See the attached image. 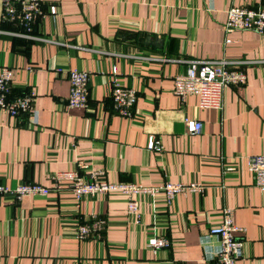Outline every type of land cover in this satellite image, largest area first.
Here are the masks:
<instances>
[{"label": "crops", "instance_id": "crops-1", "mask_svg": "<svg viewBox=\"0 0 264 264\" xmlns=\"http://www.w3.org/2000/svg\"><path fill=\"white\" fill-rule=\"evenodd\" d=\"M233 6L264 7V0H41L25 37L2 19L0 1L10 97L34 91L37 112L33 122L28 113L0 111V183L50 189L20 200L0 194V264H211L219 241L207 232L224 208L243 229L236 264H264V192L247 163L264 153V35L227 31ZM221 59L242 67L247 80L224 89L220 109L173 93L174 76L192 60ZM74 68L89 72L86 108L67 105ZM114 78L137 91L131 117L113 109ZM187 119L199 120L200 132L190 133ZM64 171L202 189L168 204L161 194L138 195L136 217L120 192L84 195L77 204L68 182L54 187L53 175ZM95 221L100 230L79 239L78 225ZM154 234L169 246L149 247Z\"/></svg>", "mask_w": 264, "mask_h": 264}, {"label": "built area", "instance_id": "built-area-1", "mask_svg": "<svg viewBox=\"0 0 264 264\" xmlns=\"http://www.w3.org/2000/svg\"><path fill=\"white\" fill-rule=\"evenodd\" d=\"M2 3V19L18 25L21 31L14 34L25 36L32 29V24L41 13V0H0ZM51 14L56 12L55 6H50ZM227 31L251 30L264 35V7L248 8L233 6L227 10L225 23ZM59 71L61 69H58ZM113 74L116 70L113 69ZM13 71L7 66H0V111L12 116L28 113L33 122L37 119V112L33 107L34 91L10 97ZM69 107L86 108L88 106L87 70L69 69ZM246 72L242 67L232 64L226 59L221 60H192L185 71L176 74L173 78V93L183 102L187 96L195 95L199 108L220 109L223 104V92L226 87H238L246 83ZM115 113L123 117H131L137 99V91L133 87L124 86L117 79H113L110 92ZM190 133H198L202 124L199 120L185 121ZM154 139L151 137L149 148H154ZM248 168L254 176L255 183L264 192V153L247 157ZM56 189H60L62 182H68L70 190L78 204L84 195H95L107 192H120L127 199V214L138 216V195L156 197L163 195L168 204L177 193L201 190L202 186L196 183L182 184L165 182L157 186H144L131 182L107 181L96 175L86 178L73 171L57 172L53 175ZM50 189L31 182H22L15 187H8L0 183V194H13L16 200L25 195H48ZM100 230L98 221L92 224H80L77 227V237L87 238L93 232ZM243 229L235 225L232 209L224 208L219 223L208 228V235L218 238L219 247L212 258L211 264H236L243 255L244 240L237 236ZM147 244L153 250L169 246L170 241L163 235L154 234L148 238Z\"/></svg>", "mask_w": 264, "mask_h": 264}, {"label": "trees", "instance_id": "trees-1", "mask_svg": "<svg viewBox=\"0 0 264 264\" xmlns=\"http://www.w3.org/2000/svg\"><path fill=\"white\" fill-rule=\"evenodd\" d=\"M11 23V22H10ZM13 24L14 23H11L10 25L12 26V28H16L15 26H13ZM16 29H19V28H16ZM16 40L18 39V38H15ZM18 40H21V39H18ZM21 41H23V40H21ZM24 41H26V42H29V41H27V40H24Z\"/></svg>", "mask_w": 264, "mask_h": 264}]
</instances>
